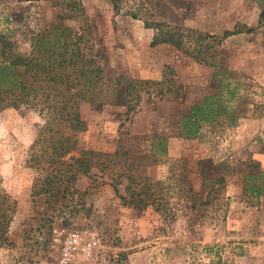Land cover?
Here are the masks:
<instances>
[{
    "label": "rangeland",
    "instance_id": "1",
    "mask_svg": "<svg viewBox=\"0 0 264 264\" xmlns=\"http://www.w3.org/2000/svg\"><path fill=\"white\" fill-rule=\"evenodd\" d=\"M145 23L215 43L195 59L152 46ZM0 34L20 54L36 53L43 38L44 49L73 54L76 69H101L95 88L79 93L87 129L72 155L128 153L110 171H138L164 199L159 209L124 206L126 179L115 189L98 168L79 176L84 195L74 201L34 195L39 175L27 161L45 120L8 108L0 194L16 205L0 264H61L56 232L92 243L72 264H264V0H0ZM213 96L218 112L189 139L184 119Z\"/></svg>",
    "mask_w": 264,
    "mask_h": 264
},
{
    "label": "trees",
    "instance_id": "2",
    "mask_svg": "<svg viewBox=\"0 0 264 264\" xmlns=\"http://www.w3.org/2000/svg\"><path fill=\"white\" fill-rule=\"evenodd\" d=\"M133 17L138 19L136 15ZM145 24L146 28L156 31L152 46H171L195 59L202 58L207 50L212 49L216 39V36L165 23ZM240 33L226 32L223 39ZM191 37L197 42L194 49L190 47ZM38 45L36 53L23 55L14 51L7 36L0 34V113L8 108L27 106L36 109L45 120L27 161L29 168L39 175L33 182L32 193L50 196L55 202L74 201L76 195H84L75 188L79 176L91 177L92 170L98 168L102 174H108L115 180V189L126 179V196H120L124 206L143 208L157 205L159 209L164 199L153 192L148 178L141 177L138 171H110L111 159L117 160L118 156L125 159L128 153L110 155L83 150L78 158L72 155L78 151L81 135L87 129L80 113L79 93L86 96L85 87L95 88L102 71L99 68L91 72L85 68L76 69L73 54L67 59L65 48L56 52L44 49L43 38L36 41ZM80 56L78 54V59ZM73 67L76 70H72ZM78 71L80 75L76 76ZM218 103V97L213 96L202 106L192 107L190 116L184 119L189 139L197 134L200 121H209L216 115ZM254 165L258 166L257 163ZM251 189L258 195L263 193L259 186ZM15 205L6 195L0 194V248L9 242Z\"/></svg>",
    "mask_w": 264,
    "mask_h": 264
},
{
    "label": "built area",
    "instance_id": "3",
    "mask_svg": "<svg viewBox=\"0 0 264 264\" xmlns=\"http://www.w3.org/2000/svg\"><path fill=\"white\" fill-rule=\"evenodd\" d=\"M55 242L59 245L61 264H72L81 254L89 256L93 249L92 243L85 242L77 232H56Z\"/></svg>",
    "mask_w": 264,
    "mask_h": 264
}]
</instances>
